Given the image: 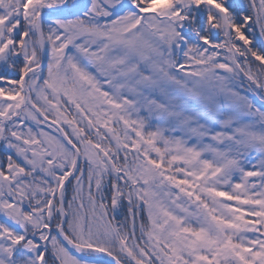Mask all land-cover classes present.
Listing matches in <instances>:
<instances>
[{
  "label": "snow or ice",
  "instance_id": "obj_1",
  "mask_svg": "<svg viewBox=\"0 0 264 264\" xmlns=\"http://www.w3.org/2000/svg\"><path fill=\"white\" fill-rule=\"evenodd\" d=\"M0 264H264V0H0Z\"/></svg>",
  "mask_w": 264,
  "mask_h": 264
}]
</instances>
